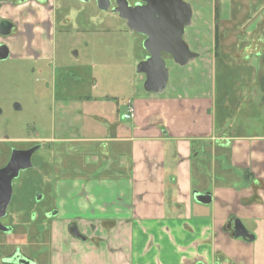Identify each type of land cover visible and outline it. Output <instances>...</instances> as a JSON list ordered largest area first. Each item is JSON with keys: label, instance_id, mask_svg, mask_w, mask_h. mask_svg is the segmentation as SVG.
I'll return each instance as SVG.
<instances>
[{"label": "crops", "instance_id": "crops-1", "mask_svg": "<svg viewBox=\"0 0 264 264\" xmlns=\"http://www.w3.org/2000/svg\"><path fill=\"white\" fill-rule=\"evenodd\" d=\"M12 1L0 0L2 14H18ZM246 1L234 8L219 0V22L242 13L252 22L258 11ZM214 11V30L187 32L200 54L192 66L164 56L170 76L162 93L147 92L138 73L133 119L123 117L127 106L121 118L88 109L76 125H52L54 142L82 141L69 144L56 172L55 264H254L251 243L229 224L233 217L264 222V72L249 73V60L264 58V36L227 44L220 26L217 46ZM62 130L72 137L59 138ZM78 132L84 136L73 138ZM206 176L210 204L193 195L205 192L198 186ZM71 222L87 242L70 235Z\"/></svg>", "mask_w": 264, "mask_h": 264}, {"label": "flooded vegetation", "instance_id": "flooded-vegetation-1", "mask_svg": "<svg viewBox=\"0 0 264 264\" xmlns=\"http://www.w3.org/2000/svg\"><path fill=\"white\" fill-rule=\"evenodd\" d=\"M149 1L162 11L160 18L151 20L153 27L159 24L154 31L148 28L151 37L167 38L165 12L169 0ZM184 1L192 7L193 24L197 0ZM99 2L109 3L108 9H101ZM145 4L144 0H14L12 6L21 8L16 16L2 14L0 4V264H55L53 222L58 210L54 139L52 133L43 135L29 104L33 108L39 103L37 92L55 88L60 46L74 34L84 33L82 23L93 16L90 10L113 16L126 25L121 15ZM192 24L185 28V40ZM137 34L143 45L147 36ZM12 38L14 41H10ZM143 55L144 59L148 56L144 47ZM9 59L15 62V81L8 78ZM27 64H31L30 69L20 68ZM28 73L36 76L32 89L21 82ZM72 74L65 69L61 86L67 77L77 78ZM68 232L88 241L78 222H71Z\"/></svg>", "mask_w": 264, "mask_h": 264}, {"label": "rangeland", "instance_id": "rangeland-1", "mask_svg": "<svg viewBox=\"0 0 264 264\" xmlns=\"http://www.w3.org/2000/svg\"><path fill=\"white\" fill-rule=\"evenodd\" d=\"M217 1L197 0L193 24L188 30L194 32L192 35L194 34L195 37H199L201 34L200 30L204 27L208 31L210 27L214 30V10ZM248 1L250 6L255 7V10L258 11L254 15V22H244L243 13L238 16L235 15V20L219 22L218 26L224 29L222 34L223 39L221 36L223 42L228 44L236 39L241 41L246 37L250 38L253 34L258 38L264 36V0ZM238 3L243 4V7L247 5L246 0H231L230 6L232 5L234 8H237ZM89 13L90 16L91 14L93 16L83 21L84 33L74 34L70 40H67L64 46L61 45L59 48L60 57L56 62L59 77L55 88L41 93L37 92L39 103L33 108L32 104H29L31 106L30 113L37 118L40 129L46 137L51 136V133L53 134L52 125L55 124L60 129H64V126L73 124L74 120H77V117L81 118L80 113L83 110L86 112L89 109L92 111V115L96 111L98 113H108L109 111L111 112L110 114L108 113L109 115L121 118V115L126 111L128 103L135 96L133 87L138 82L137 79L139 77L137 65L144 58L140 36L130 31L127 25L120 19L109 15H101V13L98 14L95 9L93 11L90 10ZM224 15L227 17L226 12ZM256 20L261 21L258 24L260 27H258L255 33H251L257 26L258 21ZM205 33L207 34V32ZM12 39L10 41H14V38ZM15 52L18 53L17 50ZM262 60L254 57L251 58L249 61L251 62L253 71H249V73L254 74L256 71L260 73L264 72ZM7 63L9 70L8 78L11 81L14 80L12 71L16 69L15 62L9 59ZM31 64L20 68L30 69ZM223 68L221 65L218 66L220 75L225 71ZM65 69H70L73 73L72 75L77 76V78H74V76L67 77L65 84L61 86V76L64 75ZM244 72L246 73V70ZM35 78L34 74L28 73L22 78L21 82L29 89H32V83L35 82ZM9 84L11 83L9 82ZM237 85H240V83H237ZM238 101L240 104L243 103L240 97ZM61 133L59 135L58 132L56 135H59V138L70 139L72 137L70 131L66 133L62 130ZM81 134L82 132L73 134V138H82L84 134ZM66 142L64 140L53 142L52 156L56 161V172L57 169L61 171V168L67 164V157L70 156L69 144L80 147L82 143L80 140L68 141V144ZM209 176H206L205 180L199 183L202 185L198 186V188L204 189L207 187L205 190H201L203 192H210L212 190L211 178ZM195 190L197 191L198 189ZM241 221L256 237L253 242H250L252 248L250 255L253 257L254 264H264V230L261 228L263 227L264 229V222Z\"/></svg>", "mask_w": 264, "mask_h": 264}, {"label": "water", "instance_id": "water-1", "mask_svg": "<svg viewBox=\"0 0 264 264\" xmlns=\"http://www.w3.org/2000/svg\"><path fill=\"white\" fill-rule=\"evenodd\" d=\"M146 1L143 6L133 7L131 11L121 15L126 20L128 29L132 32L142 33L147 36L143 43L144 49L148 52V56L137 65V73L145 75L144 89L147 92L162 93L169 80V69L166 64L164 54L170 55L174 62L180 66H186L199 57V53L193 51L186 40L184 39L185 28L192 24L193 11L189 3L184 0H169L168 9L165 12L167 16V38H152L151 29L154 31L155 27L152 26L156 20L160 18L162 11L156 3ZM101 9H108L109 3L103 5L99 2ZM195 200L203 203L210 204L212 202V194L210 192L201 193L194 191ZM58 212H54L56 215ZM232 226V235L235 238H243L248 242L255 240V235L245 227L242 221L233 217L230 220Z\"/></svg>", "mask_w": 264, "mask_h": 264}, {"label": "built area", "instance_id": "built-area-1", "mask_svg": "<svg viewBox=\"0 0 264 264\" xmlns=\"http://www.w3.org/2000/svg\"><path fill=\"white\" fill-rule=\"evenodd\" d=\"M135 115H136L135 108L133 107V105L129 104L127 111L124 113L123 117L125 119H133Z\"/></svg>", "mask_w": 264, "mask_h": 264}, {"label": "trees", "instance_id": "trees-1", "mask_svg": "<svg viewBox=\"0 0 264 264\" xmlns=\"http://www.w3.org/2000/svg\"><path fill=\"white\" fill-rule=\"evenodd\" d=\"M219 0L217 1V5H216V21H217V26H216V43L217 46L219 44V39H220V33H219Z\"/></svg>", "mask_w": 264, "mask_h": 264}]
</instances>
